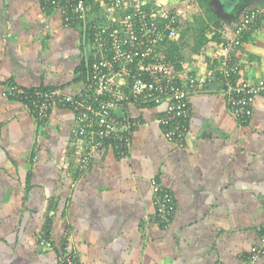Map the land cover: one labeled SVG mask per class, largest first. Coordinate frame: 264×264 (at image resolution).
<instances>
[{
    "label": "crops",
    "instance_id": "obj_1",
    "mask_svg": "<svg viewBox=\"0 0 264 264\" xmlns=\"http://www.w3.org/2000/svg\"><path fill=\"white\" fill-rule=\"evenodd\" d=\"M158 1L184 8L189 23L201 13L190 0ZM224 1L211 8L220 21L211 29L220 37H233L244 11L264 10V0ZM91 52L78 27L64 28L61 13L43 10L42 0H0V264H55L54 249L38 245L47 218L53 245L67 230L81 264H264V257L246 259L264 230V93L246 123L231 115L221 84L190 95L181 145L167 142L151 121L164 106L130 108L143 125L126 158L106 146L89 169L61 175L65 161L77 165L71 112L53 110L38 129L29 110L4 92L12 83L79 95L84 79L76 70ZM216 53L206 56L217 61ZM235 53L239 80L264 83V21L242 36ZM180 65L205 71L208 63L200 55ZM151 179L175 200L166 227L156 216Z\"/></svg>",
    "mask_w": 264,
    "mask_h": 264
},
{
    "label": "built area",
    "instance_id": "obj_2",
    "mask_svg": "<svg viewBox=\"0 0 264 264\" xmlns=\"http://www.w3.org/2000/svg\"><path fill=\"white\" fill-rule=\"evenodd\" d=\"M88 1L99 4L101 21L89 13ZM42 9L59 11L62 26L78 27L89 42L92 62L87 61L83 90L72 96L60 89H26L11 83L4 93L29 107L36 122L45 123L48 110L70 109V133L82 171L89 169L93 155L108 142L117 157L129 155L132 136L143 125L130 108L142 111L164 106L151 121L161 128L167 142L181 145L189 131L190 95L204 92L210 84H221L231 115L246 123L255 98L264 93L263 82L239 80L241 68L235 56L242 36L264 21L263 9L244 14L233 37L221 36L213 71L182 66L162 50L166 42L177 38V27L189 17L182 7L167 8L158 0H42ZM150 189L157 219L166 227L175 215L174 197L156 179L150 180ZM259 257H264V232L246 259L255 263Z\"/></svg>",
    "mask_w": 264,
    "mask_h": 264
},
{
    "label": "trees",
    "instance_id": "obj_3",
    "mask_svg": "<svg viewBox=\"0 0 264 264\" xmlns=\"http://www.w3.org/2000/svg\"><path fill=\"white\" fill-rule=\"evenodd\" d=\"M212 2L213 0L189 1V3H191L193 6L196 5L201 11V13L193 16L192 23L183 21L177 27V33H178L177 38L174 41L166 42L163 45L162 50L166 52V54L170 57L172 61H176L177 63L180 62L181 64H185V65H190L192 64V60L196 56L204 55L205 61L208 63L207 71H213L215 69V65H217L215 59H208V57L206 56L209 53L217 51L218 46L221 45L222 42L221 37L218 36V34H213L211 29L212 26L220 27V21L216 18V16L213 14L211 10ZM87 6L89 13L91 12L90 14L96 15L97 20L101 21L100 17L102 18V16L100 15L102 12L100 11L99 4L96 5V3L93 4L92 1H88ZM242 8L243 5L238 6V10H241ZM246 13H248V10L244 11L242 15ZM251 30L249 32H251ZM89 35L90 34L87 35V39H89ZM247 35L245 38H247ZM89 59L90 62H92V58L89 57ZM86 65L87 63L85 61H82L80 66L77 68L76 72L79 74L78 78H82V79L85 78V72L87 70ZM44 89H55V88H44ZM9 100L16 102L11 97H9ZM27 109L29 110L30 108L28 107ZM56 109H67V108L56 107L54 109H51L50 111L48 110V116L45 123L40 120H37L38 122H36L37 123L36 126L38 129L46 125L51 112ZM67 110L70 111V109ZM110 145L111 144L108 142L107 144H104V148ZM72 149L73 148H71V150ZM33 157L34 155L32 156V159ZM74 157H76V154ZM75 161L77 163V157L75 158ZM79 167L80 166L76 165V169H74V172L81 171ZM50 231H51V219L47 218L45 222L44 233L40 235V237L38 238V245H40L42 248L54 249V251L56 252L55 264H66L67 262L66 260L68 259L75 264H81L75 249L71 246V243L68 240L67 230H65L64 235L62 236V238H60L59 245L57 246H54L53 242L50 240V235H49ZM263 232L264 230H261L260 235L263 234ZM261 258L263 257H259L258 260Z\"/></svg>",
    "mask_w": 264,
    "mask_h": 264
},
{
    "label": "rangeland",
    "instance_id": "obj_4",
    "mask_svg": "<svg viewBox=\"0 0 264 264\" xmlns=\"http://www.w3.org/2000/svg\"><path fill=\"white\" fill-rule=\"evenodd\" d=\"M180 1H182V2H187V0H180ZM225 1H228V3L226 4V2ZM224 2H225V4L227 5V6H229L230 7V5H231V0H225ZM230 1V2H229ZM236 2V1H235ZM187 8H188V6H186ZM190 8H192L193 9V7H190ZM194 14V13H193ZM76 158V157H75ZM66 162V168L64 167L63 169H60V170H58V172L61 174V175H63V174H66V171H68V173L71 175L72 174V171L74 170V169H76V167H75V165H74V162L73 163H71L69 160L68 161H65ZM61 168V167H60ZM82 171V170H81ZM72 176V175H71Z\"/></svg>",
    "mask_w": 264,
    "mask_h": 264
},
{
    "label": "clouds",
    "instance_id": "obj_5",
    "mask_svg": "<svg viewBox=\"0 0 264 264\" xmlns=\"http://www.w3.org/2000/svg\"><path fill=\"white\" fill-rule=\"evenodd\" d=\"M257 24H258V23H257ZM257 24H256V25H257ZM255 27H256V26H255ZM255 27H254V28H255Z\"/></svg>",
    "mask_w": 264,
    "mask_h": 264
}]
</instances>
